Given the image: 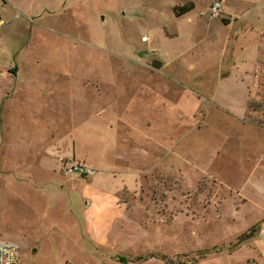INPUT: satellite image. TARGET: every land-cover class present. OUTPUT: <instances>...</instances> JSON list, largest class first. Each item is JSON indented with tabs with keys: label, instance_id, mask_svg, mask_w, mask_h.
Instances as JSON below:
<instances>
[{
	"label": "rangeland",
	"instance_id": "374dc122",
	"mask_svg": "<svg viewBox=\"0 0 264 264\" xmlns=\"http://www.w3.org/2000/svg\"><path fill=\"white\" fill-rule=\"evenodd\" d=\"M214 1L0 0V82L30 88L0 126L25 135L0 147L19 264H264L238 242L264 219V0Z\"/></svg>",
	"mask_w": 264,
	"mask_h": 264
},
{
	"label": "crops",
	"instance_id": "0c3cea01",
	"mask_svg": "<svg viewBox=\"0 0 264 264\" xmlns=\"http://www.w3.org/2000/svg\"><path fill=\"white\" fill-rule=\"evenodd\" d=\"M3 1H5V0H3ZM186 1L192 2V0H186ZM193 4H195V2ZM68 9L73 11L74 7L68 8ZM40 15H38V16H40ZM71 17L72 16H67V19L70 21ZM62 24H64V22H62ZM47 29L50 31L56 32V33L58 32V30L55 29L53 26H50ZM59 29H61V28H59ZM62 31H63V29H61V32ZM12 69H13L12 73L14 74V76L16 78V76L18 74L19 67L15 66ZM31 70L34 72H36V71L42 72L43 75L45 76V79L47 80L46 81L47 83H43L42 84L43 86H39V91L41 94H47V91L58 92V91H61V90H64V89L71 87V84L69 83V81L71 79H73V77H71V75H73L74 72H70L69 69H67L65 72H63V70L59 69V68H41V69L33 68ZM32 71H31V73H33ZM28 73H30V72L23 71V74H28ZM52 75H55V76H52ZM53 82H55V83H53ZM28 85L29 84H22L21 82L17 83L16 81L7 80V79H4V80H2V82H0V91H3V95L1 96V94H0V126H1L2 130H4L5 121L7 119V115L5 116V111H6V109L10 108L12 103L17 102L20 105H22L23 106L22 112H23L24 108H27L28 96L30 95V93L28 92V90H30ZM107 94H108V89H104V93L100 92L99 88H97L95 91L92 92V95L94 97H97L98 100L99 99L101 100L102 95L106 96ZM105 103L106 102H104L102 106L107 108V105H106L107 103L106 104ZM5 134H7L5 131L0 132V147L9 146L10 143H11V145L18 146V143L23 144L22 141L25 140L24 133H19L18 137L20 139H18L19 140L18 143L15 140L16 135H11L12 137H10V135H8V138L6 139ZM111 139H112V136L109 138V140L111 141ZM116 154H117V152H114V149L112 147L107 146V157H109L111 159H113V158L116 159ZM113 166L115 167V165L111 164V165H109L108 168H111ZM262 220H261L260 224L257 225V231L252 237H255L257 239H261L264 241V219H262Z\"/></svg>",
	"mask_w": 264,
	"mask_h": 264
},
{
	"label": "built area",
	"instance_id": "2783aa9c",
	"mask_svg": "<svg viewBox=\"0 0 264 264\" xmlns=\"http://www.w3.org/2000/svg\"><path fill=\"white\" fill-rule=\"evenodd\" d=\"M223 0H216L211 5V14L216 16L221 11ZM2 20H0V24ZM67 171H80L87 173L84 166L69 162L66 165ZM19 245L15 242L0 239V264H19Z\"/></svg>",
	"mask_w": 264,
	"mask_h": 264
},
{
	"label": "trees",
	"instance_id": "16d2710c",
	"mask_svg": "<svg viewBox=\"0 0 264 264\" xmlns=\"http://www.w3.org/2000/svg\"><path fill=\"white\" fill-rule=\"evenodd\" d=\"M194 6V4L192 2H186L185 4L182 5H175L173 7V11L175 14H181L185 11H187L188 9L192 8ZM224 22L227 23L226 19H224ZM257 231V224L253 225L250 229H248L247 231L241 233V235H239L240 237H238V242L247 238V237H252Z\"/></svg>",
	"mask_w": 264,
	"mask_h": 264
},
{
	"label": "bare ground",
	"instance_id": "6f19581e",
	"mask_svg": "<svg viewBox=\"0 0 264 264\" xmlns=\"http://www.w3.org/2000/svg\"><path fill=\"white\" fill-rule=\"evenodd\" d=\"M0 20H2L1 18H0ZM2 22H3V20H2ZM86 174V173H85Z\"/></svg>",
	"mask_w": 264,
	"mask_h": 264
}]
</instances>
